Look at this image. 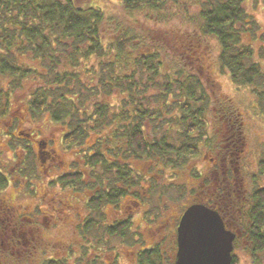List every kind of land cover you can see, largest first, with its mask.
<instances>
[{
    "label": "trees",
    "instance_id": "1",
    "mask_svg": "<svg viewBox=\"0 0 264 264\" xmlns=\"http://www.w3.org/2000/svg\"><path fill=\"white\" fill-rule=\"evenodd\" d=\"M84 1L0 0V79L9 82L8 91L0 89V115L8 113L10 93L21 81L36 83L25 97L29 113H48L51 125L61 130L63 149L72 152L75 169L57 179L61 186H84L92 172L97 185L107 182L108 193L101 190L98 196L112 200L137 184L133 174L140 181L147 166L171 171L170 179L185 168L189 172L201 142L213 140L205 114L215 87L196 55L200 44L216 45L220 72L236 89L249 90L264 114V29L246 8L247 2L260 0H114L121 20L107 18L101 8L110 0L82 6ZM125 14L152 26L126 27ZM109 22L115 27L108 40ZM172 22L197 42L195 49L183 44L188 40L176 29H158ZM22 56L39 68L22 62ZM212 117L209 121L221 125L218 116ZM240 131L233 135L236 156L242 149ZM257 170L264 177V159ZM247 195L250 206L243 203L236 211L237 244L255 263L264 256V184ZM116 232L107 230L109 236Z\"/></svg>",
    "mask_w": 264,
    "mask_h": 264
},
{
    "label": "flooded vegetation",
    "instance_id": "2",
    "mask_svg": "<svg viewBox=\"0 0 264 264\" xmlns=\"http://www.w3.org/2000/svg\"><path fill=\"white\" fill-rule=\"evenodd\" d=\"M218 117L220 123L223 121L224 126L227 125L226 132L230 134L227 143L219 145L208 138L204 148L208 152L209 166L205 174L196 166L192 167L195 169L194 176L189 170L188 175L197 182V186L190 188L193 193L184 204L175 206V214L164 217L162 211L166 207L156 212L155 207L146 204L147 198L143 199L140 195L139 181L136 178L139 174H133L137 184L126 188L112 200L98 196L101 190L108 193L107 182L104 180L102 187L97 185L89 172L84 177V186H61L57 179L73 173L75 165L71 160L72 165L69 164L63 172L60 170L54 174L58 166L64 164L56 149L50 148L55 136L47 131L36 138L35 134L24 132L16 125L15 135L11 133L12 138L22 142L31 141L34 149L33 145L27 152L19 149L21 155L18 159L11 160L12 167L9 171L0 166V264H175L179 221L184 211L194 204L216 211L225 230L235 234L230 262L233 264L236 257L234 251L240 239L237 229L240 223L236 211H240L243 203L250 206L251 201L247 198L248 190L246 192L241 189L243 180L239 178L243 148L237 156L234 153L236 141L233 135L236 130H241L242 124L229 111ZM221 125L223 126L222 123ZM221 125L219 128L217 126V132L221 131ZM51 128L58 130L62 137L58 127ZM64 152L67 150L64 149ZM29 154L47 176L42 185L43 191L39 192L38 186L34 185L35 181H27V176H24L23 171L27 165L25 157ZM135 164L131 160L133 170L137 173ZM149 179L150 175L145 181L148 182ZM119 185L120 183L117 184ZM68 191L79 194L77 204L58 198L59 194ZM141 193L144 195L145 189ZM23 197H30L33 201L23 204ZM98 199L99 205L92 208L93 202ZM72 212L78 218L73 223V228L68 229L66 226H69ZM141 220L145 223L143 228L149 231H139ZM108 228H116V234L109 236ZM57 231H71V235L77 237L63 241L58 237ZM108 238L115 239L116 244L109 245ZM71 260L75 261L69 263Z\"/></svg>",
    "mask_w": 264,
    "mask_h": 264
},
{
    "label": "rangeland",
    "instance_id": "3",
    "mask_svg": "<svg viewBox=\"0 0 264 264\" xmlns=\"http://www.w3.org/2000/svg\"><path fill=\"white\" fill-rule=\"evenodd\" d=\"M114 0H110V4H100L99 6L104 10L105 15L107 18H114V19H123L120 14H122L119 10V7H115L113 4ZM97 0H90L87 2L84 1L83 5H95L97 4ZM115 2V1H114ZM90 4V5H89ZM246 8L249 12L255 16L257 21L262 26V29H264V0H260L256 5H253L250 2L246 3ZM124 17H126L124 20L126 22V27L139 29L140 26L143 27H150L152 26L148 22H142V18L140 16L136 15H128L125 14ZM109 22L106 27V39H111V31L114 23ZM175 23H178L175 21ZM172 22V24H165L161 25L158 29L160 31H167V30H177L179 38H184L185 40H188V42L183 43L187 46V43L191 44V47L195 49V46L197 45L196 41H189L188 36H184L181 34L184 33L182 27H179L177 24ZM154 27V26H153ZM114 31V30H113ZM189 32V31H187ZM188 34V33H187ZM171 44L175 47L177 42L171 41ZM178 45V44H177ZM256 45V44H255ZM254 45V46H255ZM195 55V54H194ZM197 57H200V61H202L203 68L209 71V75L205 72V76H209V78L212 79L215 85V94H212L210 96V101L207 103V112H206V132H208V136H211L214 141H218L220 143V140L223 139V143H227L228 138V132H226L227 125L224 126V122L222 121L223 126L221 125V131L217 132V122L215 119H212V121H209V118L214 116H220L225 115L228 111L230 112L231 116H235V118L242 124L241 125V131L240 136L242 137V144H244L243 151H242V164H240V174L239 178L243 180V185L241 189L248 190V192L252 191L256 187H260L264 184V177H260L258 175V162L260 159H264V114L261 112V110L255 105L254 103V97H252L249 90L244 88L236 89L233 84L230 82L228 77L220 72V70L217 67L216 63V56H217V49L216 45L213 42H210L208 46L200 44L196 53ZM202 58V59H201ZM22 62H25L26 64H29L32 68H39L38 63L34 60H29L26 57H21ZM93 60V59H92ZM262 66L264 67V61H262ZM35 82L31 79H26L21 81L18 88H15L12 93H10V103H8L7 111L3 115H0V166H2L3 169L9 171L12 167L11 160H16L20 157L21 153L19 152V149H23V151H30L31 145L33 143L31 141H19L17 139L12 138V134L17 128L23 129L24 132L35 134L34 137L38 138L39 136H43L44 133L47 131H50L52 135L55 136V139L53 138L52 141H54L50 148L56 149V153L61 156V159L63 160L64 164L60 167L58 166V170L54 171L55 173H58L60 170L63 172L69 164H71L72 158V152H64V149L59 144L60 141V133L58 130H54L51 128V123L49 121V114L45 113L42 116H32L29 111L26 104L25 97L28 93L31 92V90L35 87ZM9 82H7L4 79H0V89L1 90H7ZM8 91V90H7ZM218 101H224V102H218ZM218 108V109H217ZM221 109V110H220ZM0 112L2 110L0 109ZM263 114V115H262ZM5 115V116H4ZM214 116L212 118H214ZM10 117V118H9ZM23 118V120L20 121V118ZM12 118V121L10 120ZM218 119V118H217ZM236 121V123H239ZM213 123V125H212ZM236 126V124H235ZM157 126H154L151 130V132L155 131V128ZM220 125H218V128ZM224 129V131H223ZM228 131V130H227ZM38 132V133H37ZM39 132L41 134L39 135ZM221 133L223 138H221ZM227 133V134H226ZM95 137L94 134L91 135V139ZM89 143V142H88ZM88 143L85 145L88 146ZM205 147V141L203 140L201 144L199 145V156L195 158L192 162H190L191 166L187 167V170H190V167L197 168L200 172H204L209 166L208 158L209 156L206 155V153L203 151ZM234 147H232L233 149ZM34 149V145H33ZM227 149V147H225ZM202 154V156H201ZM205 154V155H204ZM204 156H207L206 159ZM10 159V161H9ZM26 160V167L23 171L24 176H27V181H35L34 185L38 186L37 189L40 191H43L42 185L47 180V176L44 174L43 170H41V166L38 167V162L34 161V158L29 154L25 157ZM79 161V160H76ZM83 161H79L78 164H82ZM142 167V166H140ZM185 169H183V172L176 173V179H170L168 175L171 171H162L160 169L152 170V168H145V170L140 171L141 173V180L139 181V192L140 195L143 196V199L147 198L146 204L151 207H155L156 212L159 211L160 208L163 209V207H166V210L163 209V216L168 214L173 215L177 211V208L175 207L178 204H184L186 200L189 199V196L191 193L190 188L193 186H197V182L192 179L187 171L184 172ZM195 171V170H194ZM179 172V171H178ZM11 174V171L9 172ZM50 175L52 172L49 173ZM172 174V173H171ZM89 175L92 176L93 173L89 172ZM150 175L149 181H145L147 176ZM256 175V176H255ZM17 177V176H16ZM17 179V178H16ZM92 179V178H91ZM198 181V180H197ZM214 186V183L211 184ZM195 188V187H194ZM145 189L144 195H142L141 192ZM201 190L202 188H198V190ZM212 191V189H210ZM39 194V196H41ZM38 196V197H39ZM65 196V197H64ZM58 198L62 200H68L71 204H77V200L80 198L79 194L77 192H64L63 194H59ZM32 202L33 199L30 197L24 198L23 197V204ZM145 208V207H144ZM30 210V209H29ZM43 210H45L43 208ZM70 210H72L70 208ZM151 211L153 209L151 208ZM150 211V212H151ZM161 211V210H160ZM77 218L75 216V213L72 212L70 214V220L69 226H66L68 229L73 228V223L77 221ZM109 218V217H108ZM145 223L141 220V227L139 231H149L147 228H143ZM139 228V227H138ZM56 233H59L58 237L62 239L63 241H67L68 239H75L77 236H72L71 231H57ZM55 233V234H56ZM144 239V238H143ZM148 242V239H146ZM108 244L109 245H115L116 241L115 239L108 238ZM241 243H238L235 248V255L236 257V264H264V256L260 255L258 258L259 261H255L251 257L250 253L245 251L243 246L240 245ZM83 251V249H82ZM75 260H71L69 263H72ZM68 264V263H66Z\"/></svg>",
    "mask_w": 264,
    "mask_h": 264
},
{
    "label": "water",
    "instance_id": "4",
    "mask_svg": "<svg viewBox=\"0 0 264 264\" xmlns=\"http://www.w3.org/2000/svg\"><path fill=\"white\" fill-rule=\"evenodd\" d=\"M192 208L201 209L212 218L215 227L210 241L188 233L185 220ZM234 238L235 234L225 230L216 211L201 204H194L184 211L179 221L175 264H230Z\"/></svg>",
    "mask_w": 264,
    "mask_h": 264
},
{
    "label": "snow or ice",
    "instance_id": "5",
    "mask_svg": "<svg viewBox=\"0 0 264 264\" xmlns=\"http://www.w3.org/2000/svg\"><path fill=\"white\" fill-rule=\"evenodd\" d=\"M185 226L190 235H199L209 241L212 239L215 227L212 218L198 208H192L189 212L185 220Z\"/></svg>",
    "mask_w": 264,
    "mask_h": 264
}]
</instances>
